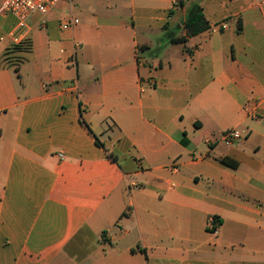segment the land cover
Segmentation results:
<instances>
[{
    "label": "crops",
    "instance_id": "crops-1",
    "mask_svg": "<svg viewBox=\"0 0 264 264\" xmlns=\"http://www.w3.org/2000/svg\"><path fill=\"white\" fill-rule=\"evenodd\" d=\"M82 1L0 16V264H264V6Z\"/></svg>",
    "mask_w": 264,
    "mask_h": 264
},
{
    "label": "built area",
    "instance_id": "built-area-1",
    "mask_svg": "<svg viewBox=\"0 0 264 264\" xmlns=\"http://www.w3.org/2000/svg\"><path fill=\"white\" fill-rule=\"evenodd\" d=\"M73 0H4L0 6V16H12L15 19V27L11 38L14 48H30V40L27 35L29 28L28 21L31 17L45 16L60 3L71 4ZM260 6H264V0H257ZM78 17L71 15L69 19L61 25L63 30H74L80 25ZM226 25L223 26L225 28ZM225 145L232 146L242 140V134L235 129L227 130L221 134ZM63 157V155H60ZM175 169V168H174ZM212 234H218L220 221L215 217L210 219L208 224Z\"/></svg>",
    "mask_w": 264,
    "mask_h": 264
},
{
    "label": "trees",
    "instance_id": "trees-1",
    "mask_svg": "<svg viewBox=\"0 0 264 264\" xmlns=\"http://www.w3.org/2000/svg\"><path fill=\"white\" fill-rule=\"evenodd\" d=\"M183 28L185 31L184 36H176L172 31H168L166 33V36L168 40L170 41V43L184 44L186 43L188 38L195 37L201 33H204L210 30V25L204 15V10L201 5V2H197L192 6L183 24ZM97 143H99L98 140H97ZM222 164L232 169H236L238 167V163L234 162L233 160L229 158L223 159ZM216 219L218 220V218Z\"/></svg>",
    "mask_w": 264,
    "mask_h": 264
},
{
    "label": "rangeland",
    "instance_id": "rangeland-1",
    "mask_svg": "<svg viewBox=\"0 0 264 264\" xmlns=\"http://www.w3.org/2000/svg\"><path fill=\"white\" fill-rule=\"evenodd\" d=\"M84 4V2L82 1V0H74V5H76V6H80V5H83ZM68 14H69V12H67L65 15L63 14V16L64 17H68ZM80 20L81 19H83L84 17H83V15H80V13H78L77 15H76ZM172 169L174 170V167L172 166ZM216 218V217H215ZM211 219V218H210ZM210 219L208 220V223H207V231H208V233H210L211 235H213V236H217V235H214V234H212V232H211V230L209 229V226H208V224H209V222H210ZM220 225H221V223H220ZM219 228H220V226H219ZM219 228H218V233H219ZM252 255V254H251Z\"/></svg>",
    "mask_w": 264,
    "mask_h": 264
}]
</instances>
